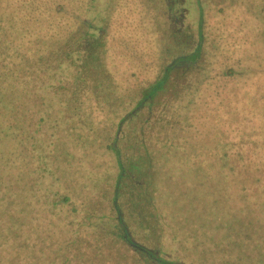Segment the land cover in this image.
<instances>
[{"label":"trees","instance_id":"trees-1","mask_svg":"<svg viewBox=\"0 0 264 264\" xmlns=\"http://www.w3.org/2000/svg\"><path fill=\"white\" fill-rule=\"evenodd\" d=\"M261 91L264 0H0V257L264 264Z\"/></svg>","mask_w":264,"mask_h":264},{"label":"rangeland","instance_id":"rangeland-1","mask_svg":"<svg viewBox=\"0 0 264 264\" xmlns=\"http://www.w3.org/2000/svg\"><path fill=\"white\" fill-rule=\"evenodd\" d=\"M121 80H123V81H129V80H132L131 78H129V77H124V76H122V77H119ZM223 80H221V82H222ZM112 83V80H105V83L104 84H106V85H109V84H111ZM207 88H205V89H203L202 90V95L203 96H207ZM226 97V96H225ZM242 96H237V93H235L234 94V96L233 97H230V98H228V97H226V99H233V98H235V99H240ZM203 98H205V97H201V99L203 100V101H206L207 99H203ZM249 99H261V105H263L264 104V92L263 91H261V93H259V94H254V95H252ZM199 102H200V100H199ZM188 104L187 103V99H182V104L184 105V104ZM211 105H212V100H210L209 99V102H207V103H202L201 102V104L199 105V111H196L195 112V115H196V122H200V121H202L204 118H198V117H203L204 116V113H207L208 112V110L210 109H212V108H210L211 107ZM197 126H196V131H201L202 129H203V131H209V126H208V121H202V123H198V124H196ZM198 128V129H197ZM1 129L2 128H0V131H1ZM201 134H203V133H201ZM24 155H22L21 154V156H20V163L22 164V163H24V157H23ZM71 162H73V164L75 165V162L74 161H71ZM76 166V165H75ZM87 172L88 173H90V174H93L92 172H90V171H88L87 170ZM121 199V198H120ZM121 201H122V199H121ZM129 223H131L132 225H136V224H138V223H135V219H133V218H130L129 219ZM186 228V226H184L183 227V229H185ZM29 232H30V230H28ZM141 233H138V235H140ZM45 244H46V242L45 243H43V244H41L40 245V247L42 248L43 246H45ZM57 246L55 245V249H57L56 248ZM21 250H28V245L27 244H24V245H22L21 246ZM39 251H40V249H35V253H39ZM2 252V251H1ZM38 256V255H37ZM36 256V257H37ZM45 262V259L44 258H41L40 260H38V259H33V262H32V264H42V263H44ZM49 262H51L52 264H66V262H65V260H57V259H54V260H50ZM18 263H19V261H18ZM0 264H10V260H9V258L8 257H6V256H2V257H0ZM19 264H25V263H19Z\"/></svg>","mask_w":264,"mask_h":264}]
</instances>
